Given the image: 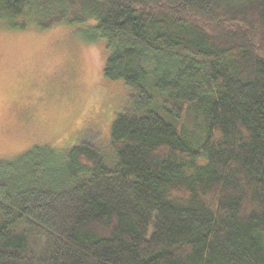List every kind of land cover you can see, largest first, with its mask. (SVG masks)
I'll list each match as a JSON object with an SVG mask.
<instances>
[{
	"label": "trees",
	"instance_id": "obj_1",
	"mask_svg": "<svg viewBox=\"0 0 264 264\" xmlns=\"http://www.w3.org/2000/svg\"><path fill=\"white\" fill-rule=\"evenodd\" d=\"M0 20L90 24L131 88L105 144L0 160V264H264V0H0Z\"/></svg>",
	"mask_w": 264,
	"mask_h": 264
},
{
	"label": "rangeland",
	"instance_id": "obj_2",
	"mask_svg": "<svg viewBox=\"0 0 264 264\" xmlns=\"http://www.w3.org/2000/svg\"><path fill=\"white\" fill-rule=\"evenodd\" d=\"M89 25L9 29L0 20V160L34 146L106 143L131 88L104 77L106 43L85 40Z\"/></svg>",
	"mask_w": 264,
	"mask_h": 264
}]
</instances>
